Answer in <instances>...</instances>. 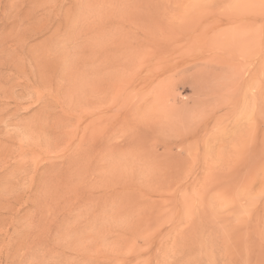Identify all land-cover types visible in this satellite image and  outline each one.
Instances as JSON below:
<instances>
[{
	"label": "rangeland",
	"instance_id": "1",
	"mask_svg": "<svg viewBox=\"0 0 264 264\" xmlns=\"http://www.w3.org/2000/svg\"><path fill=\"white\" fill-rule=\"evenodd\" d=\"M0 264H264V0H0Z\"/></svg>",
	"mask_w": 264,
	"mask_h": 264
}]
</instances>
